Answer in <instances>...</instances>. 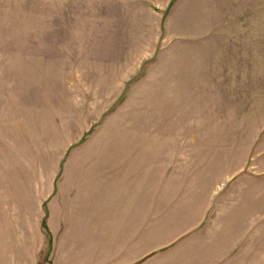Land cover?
<instances>
[{
    "label": "rangeland",
    "instance_id": "rangeland-1",
    "mask_svg": "<svg viewBox=\"0 0 264 264\" xmlns=\"http://www.w3.org/2000/svg\"><path fill=\"white\" fill-rule=\"evenodd\" d=\"M119 3L0 0V264H264V0Z\"/></svg>",
    "mask_w": 264,
    "mask_h": 264
},
{
    "label": "crops",
    "instance_id": "crops-1",
    "mask_svg": "<svg viewBox=\"0 0 264 264\" xmlns=\"http://www.w3.org/2000/svg\"><path fill=\"white\" fill-rule=\"evenodd\" d=\"M114 1L117 2L119 7L121 5L119 2H123V3L133 2V3H135V5H134L135 7L140 6L144 10V13H147L149 18H150L149 24L142 21L141 19H136V17L132 18L134 21L135 27L130 28V27H128V23H127V26L125 29L120 27L119 29H117V31L125 30L127 32L128 39L130 40L129 36H130L131 31H133V32H144L145 29L143 28V26L149 25L150 28H148V31H150V32L147 36L148 42L145 46H146V49L149 48L150 50L152 48L156 47L157 42H158V35H159L160 14H159V12L154 10L152 8V6L154 8H159V9L164 8L167 5V3L169 2V0H111V2H114ZM110 32H111L110 40L113 42L114 38H115L113 35L114 29L111 28ZM150 50H148V51L145 50L144 55L152 53V52H150ZM235 86H236V84L233 85V87H235ZM240 87H241V84H237V88L240 89ZM135 189H137V194L132 195L129 187H94V189L92 191V195H93V200L97 202V205H99L98 207H99L100 212H102L104 214L115 215V214H118V208H117L118 203H116V201L118 202L119 197L122 198V207H125L126 202L129 201L131 207L137 206L136 208H139V207H141V205L136 201L141 199V200H146L147 202H150L147 204L148 208H151V207L155 208L158 206H156L155 203H151V202H154L156 198L158 199L159 194L163 193V195L165 194V196L167 197V192L170 194L171 192L176 193L179 190L178 187H168V188L167 187H140V189H138V187H136ZM89 192L87 195L89 197L87 199L91 198V195L89 194ZM141 192L143 193L142 195H140ZM209 196H207L205 200L208 201ZM175 198H176V196L174 195L173 196L174 201H176V199H177V198L176 199ZM182 198H183V201H185L184 205L186 206L184 214H183V217H184V216H187L189 213H191L190 209H191V207H193L194 203H195L194 206H196L198 203L197 202L198 200L204 199L203 190L200 191L199 195H197V190H196V194L193 195L192 197H190V196L188 197L186 194L185 196L184 195L181 196V200H182ZM192 202H194V203H192ZM145 215H146V213H145ZM145 215H143L140 219H138L135 222V224L139 225L140 229H145V226H144L146 224L144 221ZM195 220L196 219L189 220V221L188 220L182 221L181 224L178 225L179 230H183V228H185L186 222H193ZM142 226H143V228H142ZM175 228L176 227H174V225H173L172 229L175 230ZM115 229L116 228H113V229L111 228L110 232L114 231ZM172 229H170V227H167V230H169V231H171Z\"/></svg>",
    "mask_w": 264,
    "mask_h": 264
}]
</instances>
